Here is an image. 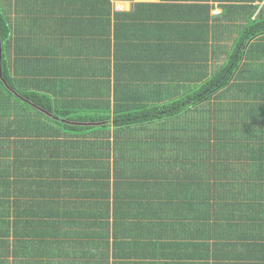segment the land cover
<instances>
[{"label": "trees", "instance_id": "trees-1", "mask_svg": "<svg viewBox=\"0 0 264 264\" xmlns=\"http://www.w3.org/2000/svg\"><path fill=\"white\" fill-rule=\"evenodd\" d=\"M112 1L0 0V264H264V0Z\"/></svg>", "mask_w": 264, "mask_h": 264}, {"label": "crops", "instance_id": "crops-1", "mask_svg": "<svg viewBox=\"0 0 264 264\" xmlns=\"http://www.w3.org/2000/svg\"><path fill=\"white\" fill-rule=\"evenodd\" d=\"M158 2H160V0H128V1L127 0H114V1H112V8L115 12H130L132 10L134 3H158ZM199 4H200V2H197L196 6ZM202 4H205V3L203 2ZM209 4L213 5V7L210 10V16L218 17L223 13L224 9L220 5H218L217 3H214V4L209 3ZM192 5H194V3L188 2L187 0H183L180 2H170V7H171V13L170 14H171L172 19L178 21L177 30L181 34V35H179V37H184V38L193 37L194 38L193 43L196 45H199L200 44L199 39L197 40V38H200V35L198 36V34H196V32L194 30L195 28L193 26H186L185 25V21L187 20L188 15H189L188 19H190V21L195 19V15H196V18L198 17L199 8H196V6L194 5L196 9L193 11ZM174 6H177L178 8H175ZM175 9H176V11H175ZM155 20H157V19H155ZM195 22H196V20H195ZM208 45H211L210 41H209ZM210 51H211V46H210L209 52ZM221 59L222 58H218L215 60V62H218ZM207 62H209V65L211 67V59H209ZM202 65H204L203 59H202ZM184 261H187V260H183V262ZM202 261L203 260H201V262ZM145 262H148V261L146 260ZM187 262L193 263V261H190V260H188Z\"/></svg>", "mask_w": 264, "mask_h": 264}, {"label": "rangeland", "instance_id": "rangeland-1", "mask_svg": "<svg viewBox=\"0 0 264 264\" xmlns=\"http://www.w3.org/2000/svg\"><path fill=\"white\" fill-rule=\"evenodd\" d=\"M174 58H177V56H174ZM178 59V58H177Z\"/></svg>", "mask_w": 264, "mask_h": 264}]
</instances>
